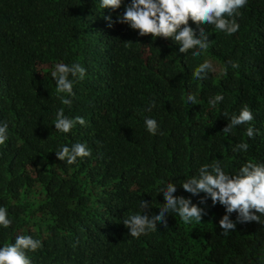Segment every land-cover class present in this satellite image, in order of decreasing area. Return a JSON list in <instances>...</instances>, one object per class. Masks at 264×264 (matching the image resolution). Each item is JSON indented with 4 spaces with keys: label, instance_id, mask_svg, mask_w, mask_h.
<instances>
[{
    "label": "trees",
    "instance_id": "1",
    "mask_svg": "<svg viewBox=\"0 0 264 264\" xmlns=\"http://www.w3.org/2000/svg\"><path fill=\"white\" fill-rule=\"evenodd\" d=\"M116 12L100 9L98 0H0V120L9 124L0 146V204L14 219L13 228L0 229V242L30 230L42 240L33 264H264V224L237 222L223 235L224 208L210 199L199 205L191 197L205 211L199 224L169 214L167 227L158 222L136 239L122 223L142 199L145 211L155 212L163 202L158 185L179 184L213 157L226 171L245 159L264 161V0H249L239 31H214L198 57L179 53L171 39L139 37L119 23L109 28L103 17L115 20ZM205 58L216 71L196 81L191 71ZM227 61L238 67L220 75ZM56 62L86 69L71 107L56 98L48 75ZM187 92L198 104L184 102ZM217 93L224 101L210 109L207 99ZM244 105L260 134L240 154L232 147L247 140L245 126L222 133V112ZM58 108L85 125L56 132ZM145 115L157 119L156 135L144 129ZM81 141L92 151L82 162L65 165L55 156L57 145ZM174 195L190 196L179 185Z\"/></svg>",
    "mask_w": 264,
    "mask_h": 264
},
{
    "label": "clouds",
    "instance_id": "2",
    "mask_svg": "<svg viewBox=\"0 0 264 264\" xmlns=\"http://www.w3.org/2000/svg\"><path fill=\"white\" fill-rule=\"evenodd\" d=\"M249 0H98L99 8L116 12L115 20L111 15L103 18L107 26L111 28L115 23L127 25L136 31L137 36L144 37L151 34V39L157 37L171 39L177 45L179 53H189L192 57L204 55L209 48V35L222 32L225 36H232L240 29L238 18L241 17V9L245 8ZM191 21V24L189 23ZM195 25V27H193ZM212 31H209L208 28ZM237 68L234 61H227L220 68L219 74L227 73L228 68ZM215 66L210 59H203L198 66L192 69V78L196 81L209 79V75L215 72ZM86 69L79 62H56L48 75L54 82L56 98L65 105L71 107L75 96L73 85L77 80H83ZM184 102L189 105L198 104L193 92H187ZM224 101L223 93L214 94L207 99L210 109L217 108ZM155 107L151 101L146 112ZM227 120L222 129L224 134H232L233 129L243 128L242 135L247 140L241 139L232 147V152L245 154L249 151L251 141L260 134L250 122L253 113L249 106L244 105L238 112L229 114L222 112ZM82 116L69 117L64 110L58 108L55 113L54 130L67 135L76 125L84 126ZM143 126L149 135H156L158 122L155 117L145 115ZM9 140V124L0 120V146ZM55 156L65 165H74L84 158L90 157L92 151L87 142H74L72 144H59L54 150ZM226 165L222 159L215 157L207 163H201L191 175H184L179 184L171 179L158 185L156 194L160 193L163 202L155 212L145 211L149 209V201H139V211L130 213L123 218L122 223L128 229V235L138 239L141 235L156 230L157 223L167 227L169 214L179 217L180 222L191 225L199 224L205 214L204 208L193 203L191 197H199V205H203L210 199L215 206L219 203L224 208V214L219 219V227L222 234L227 235L235 228L237 222H259L264 224V161L253 162L245 159L237 168L225 170ZM179 185L189 197L174 195ZM200 194H203L202 196ZM236 213V220L230 219V214ZM14 219L9 211V206L0 204V229L13 228ZM28 234L13 233L9 243L0 242V264H33L31 254L36 253L42 247V240L35 238L30 230Z\"/></svg>",
    "mask_w": 264,
    "mask_h": 264
}]
</instances>
